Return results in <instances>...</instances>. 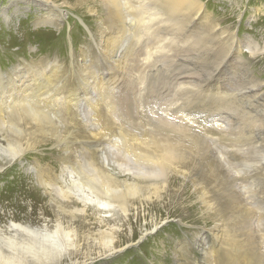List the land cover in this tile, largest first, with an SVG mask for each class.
<instances>
[{
	"label": "rangeland",
	"instance_id": "1",
	"mask_svg": "<svg viewBox=\"0 0 264 264\" xmlns=\"http://www.w3.org/2000/svg\"><path fill=\"white\" fill-rule=\"evenodd\" d=\"M199 1L203 3L205 12L197 21L196 29H203L201 35L204 38L187 45L183 30L171 28L173 33L171 29L161 28L158 32L163 36L160 34L158 40L160 44H166V48L161 53V50L155 52L158 54H153L155 45L151 46L155 49L149 48L151 40L145 33L146 27L138 29L136 24L129 26L127 21L123 23L125 28L132 27L134 31L130 28L126 38L119 37L118 42L122 40L124 43L117 42L116 45L127 50L133 47L131 50L135 51L129 50L132 55L127 63L134 62L135 72L130 88L129 85H122L120 91L127 97L124 105L126 113L142 120L139 129L144 130L145 126V130H163L168 121L177 125L182 119L189 120L191 132L199 135L207 156L215 163L217 176L214 182L217 187H227L229 191H224V194L237 195L241 201L236 209L225 213L221 223L216 220L212 211L209 212L214 201L210 204L207 199V194H215L214 188L211 182H203L201 168L198 167L194 177L184 173L172 180V186L163 194L164 204L144 206L135 219L131 216L127 224L118 225L115 252L100 255L99 246L92 242L84 245L82 241L73 259L82 261L88 254L92 261L85 264H207L199 249L203 245H208L210 249L213 247L217 234V231L214 232L215 225L219 223L224 227L228 224V227L241 232L248 253L255 260L264 261V55L261 53L264 44V14L261 13L264 0ZM68 2L67 6L62 4L54 10L55 14L61 11L64 21L57 30L51 26L34 28L31 25L32 18L47 12L41 0H21L19 10L8 9V0H0V6L7 15L13 16L7 21L0 13V71L9 72L15 66L14 70H19L31 64L29 66L40 72L45 68L42 65L48 61L47 66L57 63L62 64L64 69L71 66L77 68L83 56L100 61L103 57L104 25H107L99 23V18L105 13L103 6L90 0ZM26 8L32 13L25 11ZM134 9L132 13L139 11ZM188 24L184 23V27ZM170 31L178 38V44L169 43L170 35L167 33ZM145 51L149 53L146 58ZM144 58H148L147 61ZM37 63L42 68H36ZM98 68L108 70L102 63ZM217 90L224 93L222 100L217 98ZM243 111H249V115ZM116 116L117 113L111 114V117ZM215 119L220 120V131L211 128ZM84 124V129L90 131V125L87 122ZM116 137L86 140L94 152L108 153L109 160L113 162L106 161L105 167L110 169L117 163H123V160H118L122 157L118 153L122 147L118 141L114 142ZM111 144L114 147L110 150ZM115 146L119 149L116 150ZM83 148L85 146L81 143L75 154L80 152L82 156ZM63 149L62 145L52 147L48 144L36 153L23 155L21 161L8 165L0 173V208L18 213L32 210L36 213L33 216L36 220L32 219V222L36 224L41 223L37 214L42 212L44 219L51 224L55 219L52 204L42 195L37 177L39 170L47 166L52 169L53 179L56 180L65 166L60 160ZM124 155L127 157L126 152ZM81 156L74 159L76 164L79 160L77 165L80 166ZM67 175L63 178L65 182L71 178ZM120 175L118 178L127 182L134 177L132 172ZM200 183L203 189L198 186ZM53 184L52 191L55 192L54 188L62 183L56 181ZM241 198H247L252 207H238L244 204ZM215 199L219 201L220 197ZM215 203L221 207L226 205V201ZM20 217H23L22 212ZM129 228L131 234L128 233ZM182 242H186L188 257H182L178 252L176 246Z\"/></svg>",
	"mask_w": 264,
	"mask_h": 264
},
{
	"label": "bare ground",
	"instance_id": "2",
	"mask_svg": "<svg viewBox=\"0 0 264 264\" xmlns=\"http://www.w3.org/2000/svg\"><path fill=\"white\" fill-rule=\"evenodd\" d=\"M90 1L97 2L105 10L104 15L99 18L100 24H107H103L106 30L103 57L100 61L83 56L77 68L71 66L64 69L62 64L57 63L47 66L48 61L42 65L45 68L40 72L34 69V66H29L31 64L19 70H14L17 67L15 66L11 67L9 72L0 71V173L11 163L21 161L23 155L36 153L39 148L48 144H52V147L63 146L60 160L61 164L65 165L56 180L53 179L52 169L47 166L39 170V178L37 177L42 195L52 204L55 219L51 224L44 219L42 212L37 214L40 216L37 219L42 221L36 224L32 222V219L36 220L33 217L36 213L32 210H21V218L18 211L6 212L0 208V220L4 219L0 221V264H85L92 261L88 254H85L82 261L73 259L80 250L82 241L84 245L92 242L99 246L100 255L113 253L115 243L117 244L118 225L128 222L131 216L135 219V216L144 210V206L164 204L163 194L172 186V180L184 173L193 175L198 167L201 168L203 182H211L214 188L215 194H207V199L210 204L214 201L209 212L212 211L216 220L221 223L225 213L236 209L241 201L237 195L224 194V191H229L227 187H217L214 182L217 176L215 163L209 155L207 156L199 135L191 132L189 120L182 119L177 125L168 121L163 130H145L144 123L145 129H139L142 120L126 113V94L120 91L122 85H129L130 88L129 83L135 72L134 62L127 63L132 55L130 52L133 43L132 48L129 47L130 52L126 48L123 49V46L119 49L120 46L116 45L121 36L126 38L130 28L133 30L132 27L125 28L123 23L127 21L129 26L136 24L138 29L146 27L145 33L151 40L149 48L152 50L151 46L155 45L159 50L153 48V54L160 50L161 53L166 48V44H160L159 41L161 33L158 30L161 28L183 30L187 45L198 38H204V35H201L203 29H196L197 21L205 12L203 3L199 0ZM19 3L18 0H8L7 8L19 10ZM41 4L47 12L32 18L31 25L34 28L51 26L60 29L64 22L63 15L61 11L55 14L54 10L62 4L67 6L68 0H41ZM2 7L0 6L1 16L9 21L13 16L7 15ZM262 8L261 13L264 14V4ZM132 9L137 12L136 15L132 13ZM25 11L32 13L28 8ZM145 19L147 22H144ZM184 23H189L186 28ZM170 32L167 33L170 35L169 39L167 37L169 43H177L178 38L172 34L174 31ZM101 36L103 37V34ZM129 38L127 36L128 40ZM262 46L261 53L264 55V44ZM247 52L250 53L249 50ZM29 54L31 56L32 51ZM100 63L108 70H100ZM37 64L36 68H42ZM215 94L221 100L225 97L224 93L218 90ZM243 112L249 115V111ZM113 113H117L118 117H111ZM83 122L90 125V131L84 129ZM219 127L220 120L215 119L211 128L220 131ZM115 136L118 137L113 139L114 142L118 141L122 147L119 149L115 146L116 150H120L118 153L122 154L118 160H123V163L116 162L110 169L105 167V162L109 160L108 153L94 152L86 140ZM81 143L85 146L82 156L80 152L75 154ZM111 145L110 150L114 147ZM80 156L81 166L77 165L79 160L77 164L74 162V159ZM34 164L36 165V161ZM34 171L36 175V168ZM129 172L134 175L130 182L118 178L121 177L120 174ZM65 174L70 175L69 182L64 181ZM56 181L62 184L54 188L56 190L53 192L52 186ZM198 186L203 189L202 183ZM48 190L51 192L48 193ZM203 192L209 193L205 190ZM216 196L220 197L219 201H215ZM241 199L244 204L238 207H252L246 201L247 198ZM220 201H226V205H216L215 202ZM215 228L214 232L217 231V234L214 236L216 242L213 247L210 249L208 245H203L201 249L198 248L207 264L264 263L263 260H255L248 253L241 232L228 227V224L224 227L218 223ZM128 233H132L130 228ZM194 243L197 244V240ZM186 246V242L176 246L182 257L188 255Z\"/></svg>",
	"mask_w": 264,
	"mask_h": 264
}]
</instances>
